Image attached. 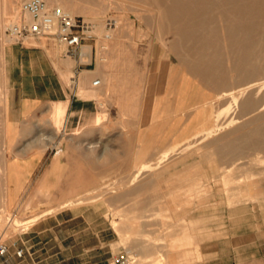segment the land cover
I'll return each instance as SVG.
<instances>
[{"label":"rangeland","instance_id":"1","mask_svg":"<svg viewBox=\"0 0 264 264\" xmlns=\"http://www.w3.org/2000/svg\"><path fill=\"white\" fill-rule=\"evenodd\" d=\"M46 1L95 22L92 81L102 73L110 80L80 89L96 97L101 122L89 113L79 129L65 130L58 116L66 103H50L35 115L32 133L17 134L8 124L0 54V245L9 248L0 264H20L14 256L22 233L68 208L94 209L113 253L127 250L131 233L161 248V230L186 232L191 241L178 248L194 253L208 224L244 223L246 238L264 227V148L208 143L256 126V115L264 121V99L262 106L240 107L242 96L264 87V0H231L228 13L222 0ZM115 19L107 41L105 26L115 28ZM196 21L202 29L193 33ZM186 33L183 52L177 42ZM191 53L205 63L215 58L217 81L193 71ZM225 84L230 90L221 91ZM77 179L82 188L72 183ZM145 179L140 194H107ZM165 257L147 256L145 264H168Z\"/></svg>","mask_w":264,"mask_h":264},{"label":"crops","instance_id":"2","mask_svg":"<svg viewBox=\"0 0 264 264\" xmlns=\"http://www.w3.org/2000/svg\"><path fill=\"white\" fill-rule=\"evenodd\" d=\"M23 1L0 0V54L7 87L8 124L17 129L13 133H32L36 114L50 107V103L55 107L57 103L65 102L63 128L79 129L89 113L95 120L99 109L95 96L80 95L81 88L94 89L92 78L98 61L94 46L86 41L81 54L72 55L67 53L64 42L52 37L26 39L24 42L11 39L8 25L26 18ZM61 3L67 5L64 1ZM80 12L91 13L87 7H82ZM30 164L37 165V162L34 160ZM72 166L82 168V164ZM73 183L82 188L80 180ZM64 196L70 198L72 194ZM114 227L117 233L121 231L116 221ZM106 229L94 209L68 208L66 212L43 218L22 233L16 241L17 250L22 249V254L15 251L14 257L19 258L20 264H107L113 251L111 239L105 237ZM174 230L160 231L161 248L146 244L143 234L135 236L139 240L136 241L133 239L136 234L132 233L130 240L125 235L128 240L125 247L131 253H140L146 262L147 256L163 254L168 264H264V227L260 225L252 228L251 238H246L244 223H225L219 229L208 224L194 253L178 248L190 243L191 238L186 232ZM6 247V251L0 254L9 252Z\"/></svg>","mask_w":264,"mask_h":264},{"label":"built area","instance_id":"3","mask_svg":"<svg viewBox=\"0 0 264 264\" xmlns=\"http://www.w3.org/2000/svg\"><path fill=\"white\" fill-rule=\"evenodd\" d=\"M22 10L29 15L30 19L12 22L7 28L10 38L17 42L48 36L64 42L67 53L80 55L83 44L94 40L95 22L84 16L70 14L59 6H52L46 0H24ZM99 83L100 79L95 78L93 85ZM6 249L5 245H0L1 253ZM17 253L21 255L22 249H19ZM107 264H133V257L124 249L113 253Z\"/></svg>","mask_w":264,"mask_h":264},{"label":"bare ground","instance_id":"4","mask_svg":"<svg viewBox=\"0 0 264 264\" xmlns=\"http://www.w3.org/2000/svg\"><path fill=\"white\" fill-rule=\"evenodd\" d=\"M230 1L231 0H222L221 7H222V10L224 12H226V13L232 11L231 7H230ZM195 3L199 4V0H195ZM59 7H61V6H59ZM62 9L65 10L64 8H62ZM65 11L70 13V14H73V13L67 11V10H65ZM71 11L74 12V10H71ZM25 19L28 20L30 18H25ZM102 22L104 24V21H102ZM198 24H200L198 21H196V24L193 23V26H196L194 28V30H193V33L194 32L198 33V31H200L202 29L201 25H198ZM98 25H99V23H98ZM104 26H105V24H104ZM117 27H118V23H117L116 19H115V28L107 29V27L105 26V30L106 31L104 30V38L107 41H109V40H111V38H113L114 31L117 29ZM187 30L190 32L191 29L190 28H186L185 31L187 32ZM187 44H188V34L186 33V34H183L182 36H180L179 41L177 42L178 49H180V51H183V52L186 51L185 48H186ZM250 47H252V46H250ZM186 52L184 53L185 54L184 56L187 55ZM196 56H195V53H191V55L188 54V56H187L190 64L192 65L191 68L193 69V71L196 70L197 72H199V75L201 77H204L205 79H207V81H211V82L212 81H217V78H218L217 72H216L217 69H216V66L214 64L215 58L213 57V58H211V61H209L208 63H205V62L202 61L201 58H199V57L197 58ZM255 75L256 74H253L251 76H247L244 79V83H249V81L253 82L254 79H255ZM100 77H101L100 78V83L104 82V83L108 84V82L110 80V77L107 74H103L102 73L100 75ZM93 81H92V84H93ZM228 90H230V87L228 85H226V84L222 85L221 91H228ZM263 99H264V87L255 88V89H253V93L251 95H244V96L241 97V99H240V104H241L240 107H248V106H250V107H255V106L258 107V106H262ZM64 112H65V107L63 105V106H61V109L59 111V116H58V123L59 124H60V121L62 119V116L64 115ZM260 118L261 117L259 115H256L255 117H253L252 120L258 121L257 125L256 126H252V128L243 131L241 134H239L236 137H233V138H230V139H227V140H225V139H222V140L214 139V140L208 141V143L211 146L213 145V146H216V147L217 146H219V147L222 146L223 147V146L238 145V146H240L241 149L242 148L245 149L246 147L264 148V121H261ZM95 120H96L97 123L101 122V116H97V118ZM243 126H244V123H241L238 127L243 128ZM232 130H230V131H232ZM90 146H93V144H91ZM147 181L148 180L145 179L143 181L137 182L136 185H134V186H132L130 188L122 189L121 191L113 192V193H107V194H121V196H122V194H135V193L137 194V192L141 193V192H143L142 189H144V187H146ZM72 183L70 181V184H72ZM117 197H118V195H115V198H117ZM132 254L134 256H136V259L133 260V264H145V263H147L146 261L143 260V258L142 259L138 258V257L141 258V256H139L140 253L133 252Z\"/></svg>","mask_w":264,"mask_h":264}]
</instances>
